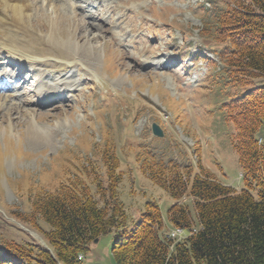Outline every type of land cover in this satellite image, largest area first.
I'll return each instance as SVG.
<instances>
[{
  "label": "rangeland",
  "instance_id": "rangeland-1",
  "mask_svg": "<svg viewBox=\"0 0 264 264\" xmlns=\"http://www.w3.org/2000/svg\"><path fill=\"white\" fill-rule=\"evenodd\" d=\"M230 1L30 0L32 14L18 28L7 17L0 42L13 41L44 64H0V240L28 239L23 232L41 238L13 213L27 214L38 184L55 189L83 166L91 168L84 175L90 182L104 170L97 150L105 138L119 156L116 192L130 217L147 200L165 216L173 202L140 171L141 152L200 164L220 182L241 185L235 130L221 106L237 88L216 82L223 64L213 50L220 46L199 35L206 10ZM41 89L47 92L40 97ZM260 134L264 152V128ZM113 240L111 232L91 243L84 264H113Z\"/></svg>",
  "mask_w": 264,
  "mask_h": 264
},
{
  "label": "trees",
  "instance_id": "trees-1",
  "mask_svg": "<svg viewBox=\"0 0 264 264\" xmlns=\"http://www.w3.org/2000/svg\"><path fill=\"white\" fill-rule=\"evenodd\" d=\"M205 14L199 33L220 46L213 52L223 64L222 81L216 82L224 90L237 88L221 106L235 129L239 190L200 164L196 168L141 152L140 171L173 202L165 217L154 200L130 217L116 192L123 174L120 160L105 138L97 150L104 170L97 169L90 182L84 175L91 168L83 166L55 189L38 184L27 214L13 213L44 244L26 232V240L2 239L0 264H84L94 239L111 232L113 264H264V83H257L264 77V0H231ZM167 226L190 233L172 242L163 237Z\"/></svg>",
  "mask_w": 264,
  "mask_h": 264
},
{
  "label": "bare ground",
  "instance_id": "bare-ground-1",
  "mask_svg": "<svg viewBox=\"0 0 264 264\" xmlns=\"http://www.w3.org/2000/svg\"><path fill=\"white\" fill-rule=\"evenodd\" d=\"M30 0H0V25L4 26L3 23H7V17H9L12 23L17 26L24 23V19L29 17L32 14L33 6L29 2ZM49 5H51V0H46ZM89 1V0H88ZM60 15V14H59ZM66 17V16H65ZM68 17V16H67ZM34 19V18H33ZM9 20V19H8ZM9 22V21H8ZM63 22V21H62ZM10 23V22H9ZM11 23V24H12ZM36 23V22H35ZM37 24V23H36ZM14 26V25H13ZM74 26V25H73ZM23 27V26H22ZM77 27V26H76ZM1 28V26H0ZM12 31V30H11ZM68 31V30H67ZM73 31V30H72ZM32 36L30 33H27ZM1 35V34H0ZM7 36V35H6ZM15 36V35H14ZM13 36V38H14ZM4 37V36H3ZM50 37V36H49ZM82 35L78 34V39H81ZM7 38V37H6ZM9 38V37H8ZM11 40H14V39ZM32 38V37H30ZM46 38V37H45ZM4 39V38H3ZM10 39V38H9ZM20 39V38H19ZM47 39V38H46ZM5 40V39H4ZM9 41V40H8ZM16 41V40H15ZM21 42V41H20ZM58 42V41H57ZM62 45V44H61ZM24 46V45H23ZM28 46V45H27ZM56 46V44H55ZM58 46V45H57ZM63 48H66L64 44L62 45ZM25 47V46H24ZM28 48V47H27ZM62 48V47H61ZM58 49H55L54 52L58 53ZM80 51V50H79ZM28 50L20 48L17 44L13 43V41L0 42V59L1 58H11L15 57L22 63H27L31 68L34 66L35 58L31 57L28 54ZM61 52V51H60ZM145 52V51H142ZM76 56H72L73 61H77L78 64H81L82 61L81 57L78 54L74 53ZM14 61V60H13ZM65 61V60H64ZM73 63V62H72ZM39 65H43L44 63L39 62ZM58 68V67H57ZM50 87V86H49ZM51 89V87H50ZM49 90V89H48ZM46 90L41 89L40 93L38 94L40 97L46 94ZM180 234V233H178ZM174 236V235H171Z\"/></svg>",
  "mask_w": 264,
  "mask_h": 264
},
{
  "label": "water",
  "instance_id": "water-1",
  "mask_svg": "<svg viewBox=\"0 0 264 264\" xmlns=\"http://www.w3.org/2000/svg\"><path fill=\"white\" fill-rule=\"evenodd\" d=\"M152 131H153V133L154 134H156V135H161V131H160V129L158 128V126L157 125H155V124H153L152 125ZM37 238H38V240L42 243V244H44V241L39 237V236H37ZM98 241V238H96V239H94V243L95 242H97Z\"/></svg>",
  "mask_w": 264,
  "mask_h": 264
},
{
  "label": "built area",
  "instance_id": "built-area-1",
  "mask_svg": "<svg viewBox=\"0 0 264 264\" xmlns=\"http://www.w3.org/2000/svg\"><path fill=\"white\" fill-rule=\"evenodd\" d=\"M177 233H181V230L178 229V230H176V232L171 233V235H175V234H177Z\"/></svg>",
  "mask_w": 264,
  "mask_h": 264
}]
</instances>
